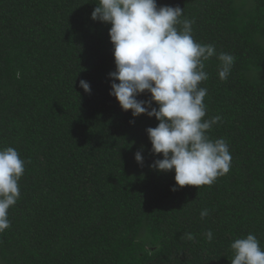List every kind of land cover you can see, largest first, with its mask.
Here are the masks:
<instances>
[{
  "label": "trees",
  "instance_id": "1",
  "mask_svg": "<svg viewBox=\"0 0 264 264\" xmlns=\"http://www.w3.org/2000/svg\"><path fill=\"white\" fill-rule=\"evenodd\" d=\"M98 2L0 0V149L25 161L0 264H230L248 234L264 249V0H157L184 10L198 43L235 57L225 81L215 56L205 62V119L221 117L208 135L232 161L199 188L151 167L163 155L146 130L159 121L110 95L114 46L111 25L91 18Z\"/></svg>",
  "mask_w": 264,
  "mask_h": 264
},
{
  "label": "clouds",
  "instance_id": "2",
  "mask_svg": "<svg viewBox=\"0 0 264 264\" xmlns=\"http://www.w3.org/2000/svg\"><path fill=\"white\" fill-rule=\"evenodd\" d=\"M96 5L92 20L111 25L116 71L110 73V95L133 117L147 115L159 121L146 130L152 153L163 155L151 167L162 173L174 170L180 188L211 186L229 173L232 156L223 138L213 140L208 135L221 117L205 119L208 90L200 85L208 79L206 61L214 56L219 60L218 76L225 81L235 57L198 43L192 35L193 21L181 19L184 10L179 6L158 7L157 0H99ZM80 87L91 94L88 82L81 80ZM145 93L151 94L149 101L137 99ZM135 159L143 164L140 152ZM24 173L25 161L18 151L0 149V234L11 227L9 209L20 198ZM207 215V210L201 211L202 219ZM205 235L213 238L211 231ZM184 238L194 236L185 233ZM231 250L230 264H264V249L253 234L235 239Z\"/></svg>",
  "mask_w": 264,
  "mask_h": 264
}]
</instances>
